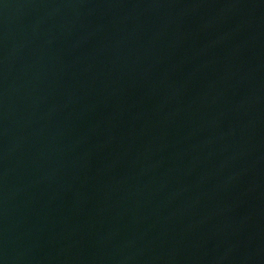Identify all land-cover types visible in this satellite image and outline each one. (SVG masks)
<instances>
[{"label":"water","instance_id":"1","mask_svg":"<svg viewBox=\"0 0 264 264\" xmlns=\"http://www.w3.org/2000/svg\"><path fill=\"white\" fill-rule=\"evenodd\" d=\"M172 0H0V167L99 79Z\"/></svg>","mask_w":264,"mask_h":264}]
</instances>
